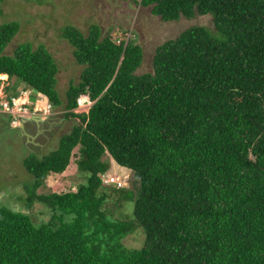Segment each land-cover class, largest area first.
I'll use <instances>...</instances> for the list:
<instances>
[{
    "label": "trees",
    "instance_id": "obj_1",
    "mask_svg": "<svg viewBox=\"0 0 264 264\" xmlns=\"http://www.w3.org/2000/svg\"><path fill=\"white\" fill-rule=\"evenodd\" d=\"M125 1L165 22L210 15L213 27L164 43L153 73L139 75L144 52L134 40L66 26L62 37L84 67L66 104L51 52L25 43L7 54L20 24L0 27V77L79 121L57 151L25 160L24 201L45 204L52 217L37 226L0 208V264H264V0ZM81 97L93 102L88 113L74 112ZM77 148L87 182L39 195ZM107 156L135 174L137 192L105 183ZM110 201L133 204L131 217L113 218ZM139 229L145 245L129 248L124 240Z\"/></svg>",
    "mask_w": 264,
    "mask_h": 264
},
{
    "label": "rangeland",
    "instance_id": "obj_2",
    "mask_svg": "<svg viewBox=\"0 0 264 264\" xmlns=\"http://www.w3.org/2000/svg\"><path fill=\"white\" fill-rule=\"evenodd\" d=\"M10 22H18L20 30L6 53L13 54L18 46L25 43H31L35 48L45 46L58 65L57 89L64 104L67 103L70 85L80 82L84 69L75 60L74 48L62 37V30L66 26H75L88 34L91 26L99 25L104 36L113 31L112 36L116 40H134L144 52L142 66L137 72L139 75L153 73L156 49L164 43L176 39L192 26L213 27V18L210 15L165 22L153 15L151 8L125 0H6L0 12V27ZM7 79V76L0 77V208L9 207L24 212L39 226L50 221L52 212L41 203H35L28 209L24 201L28 196L25 186L31 183L32 175L27 171L24 162L33 154L44 157L57 151L61 139L71 133L79 121L67 119L63 105L57 108L49 103L43 105V101H46L44 97L35 94L15 79ZM6 103L8 110L3 106ZM89 109L90 107L78 106L74 112L88 113ZM9 117L13 119L11 124ZM34 117H52L60 121L52 133V139L41 148L32 144L26 145L23 136L16 130L22 118ZM79 159L80 152L77 148L67 170L63 174H51L45 186L38 190V194H64L76 191L80 184L87 182L85 174L78 169ZM105 159H110L107 178L118 182L120 188L137 192L139 183L135 174L120 167L109 156ZM107 188L113 189V186ZM110 193L117 197L115 192ZM105 208L113 218L125 220L131 217L134 205L124 202L118 207L110 201ZM145 239L144 232L139 229L127 237L124 243L129 248L140 249L145 245Z\"/></svg>",
    "mask_w": 264,
    "mask_h": 264
},
{
    "label": "crops",
    "instance_id": "obj_3",
    "mask_svg": "<svg viewBox=\"0 0 264 264\" xmlns=\"http://www.w3.org/2000/svg\"><path fill=\"white\" fill-rule=\"evenodd\" d=\"M9 122L10 124L13 122L12 117H9ZM58 122H60L59 119H52V117L41 119L40 117H34L27 120L22 118L16 130L21 133L26 145L32 144L41 148L40 144H46V142L52 139V133L56 130Z\"/></svg>",
    "mask_w": 264,
    "mask_h": 264
},
{
    "label": "built area",
    "instance_id": "obj_4",
    "mask_svg": "<svg viewBox=\"0 0 264 264\" xmlns=\"http://www.w3.org/2000/svg\"><path fill=\"white\" fill-rule=\"evenodd\" d=\"M15 99H13V101H14ZM10 103H12V101L10 102ZM92 105H93V102L88 98V97H81L79 100H78V106H82V107H92ZM4 106V108H6L7 110L9 109L8 108V104L6 103V104H4L3 105ZM51 107V106H50ZM26 114H28V113H26ZM113 179V178H112ZM105 183L106 184H112V183H117L118 184V182H114L113 180H110L109 178H105Z\"/></svg>",
    "mask_w": 264,
    "mask_h": 264
},
{
    "label": "bare ground",
    "instance_id": "obj_5",
    "mask_svg": "<svg viewBox=\"0 0 264 264\" xmlns=\"http://www.w3.org/2000/svg\"><path fill=\"white\" fill-rule=\"evenodd\" d=\"M41 104V103H40ZM47 104V101H43V105H46Z\"/></svg>",
    "mask_w": 264,
    "mask_h": 264
},
{
    "label": "water",
    "instance_id": "obj_6",
    "mask_svg": "<svg viewBox=\"0 0 264 264\" xmlns=\"http://www.w3.org/2000/svg\"><path fill=\"white\" fill-rule=\"evenodd\" d=\"M27 120V119H26ZM40 146H43V144H40Z\"/></svg>",
    "mask_w": 264,
    "mask_h": 264
}]
</instances>
